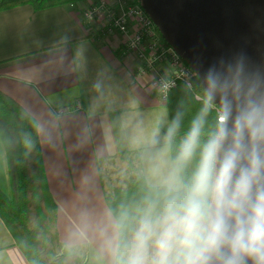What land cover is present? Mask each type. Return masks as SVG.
I'll use <instances>...</instances> for the list:
<instances>
[{"label":"crops","instance_id":"1","mask_svg":"<svg viewBox=\"0 0 264 264\" xmlns=\"http://www.w3.org/2000/svg\"><path fill=\"white\" fill-rule=\"evenodd\" d=\"M85 8L26 4L0 11V91L37 121L65 250L85 264H110L107 241L117 219L103 171L129 157L133 170L125 186L138 176L149 185L152 168L174 161L171 117L155 84L173 68L161 60L142 75L140 59L99 20L86 21ZM0 188L11 194L1 137ZM0 264H30L1 217Z\"/></svg>","mask_w":264,"mask_h":264},{"label":"clouds","instance_id":"2","mask_svg":"<svg viewBox=\"0 0 264 264\" xmlns=\"http://www.w3.org/2000/svg\"><path fill=\"white\" fill-rule=\"evenodd\" d=\"M221 115L200 151L201 122L184 138L174 161L150 170L149 192L130 222L118 221L107 241L110 264H264V162L243 157L239 129L234 147ZM174 128L169 129L171 140ZM254 130L252 138H257Z\"/></svg>","mask_w":264,"mask_h":264},{"label":"trees","instance_id":"3","mask_svg":"<svg viewBox=\"0 0 264 264\" xmlns=\"http://www.w3.org/2000/svg\"><path fill=\"white\" fill-rule=\"evenodd\" d=\"M88 1L0 0V11L26 4L41 10L58 5L86 4ZM139 1L142 4V0ZM202 92L205 90L197 76L193 79L192 88L179 82L169 92L166 101L174 128L171 141L174 158L193 123L197 120L201 122L199 144L186 169V176L191 174L199 161L200 151L219 127L218 108L208 97L197 98ZM0 137L6 150L11 184L10 195L0 188V217L15 244L30 264H85L75 252L65 250L60 241L58 207L47 179L37 121L23 106L1 91ZM149 190L142 176L128 182L126 188L116 187L107 196V201L117 222L125 216L131 222L138 215L137 209Z\"/></svg>","mask_w":264,"mask_h":264},{"label":"water","instance_id":"4","mask_svg":"<svg viewBox=\"0 0 264 264\" xmlns=\"http://www.w3.org/2000/svg\"><path fill=\"white\" fill-rule=\"evenodd\" d=\"M142 4L226 117L222 151L234 147L239 129L245 160L255 150L264 162V0H142Z\"/></svg>","mask_w":264,"mask_h":264},{"label":"built area","instance_id":"5","mask_svg":"<svg viewBox=\"0 0 264 264\" xmlns=\"http://www.w3.org/2000/svg\"><path fill=\"white\" fill-rule=\"evenodd\" d=\"M83 16L88 22L99 20L107 33L121 34L126 50L140 59L142 75L154 68L157 62L168 60L173 73L169 76L159 74L155 80L164 101H167L169 92L179 82L186 83L190 88L193 87V79L197 77L195 70L165 43L154 21L139 0H89ZM197 98L203 96L198 94ZM218 112L219 121L220 116L224 114L219 108Z\"/></svg>","mask_w":264,"mask_h":264},{"label":"rangeland","instance_id":"6","mask_svg":"<svg viewBox=\"0 0 264 264\" xmlns=\"http://www.w3.org/2000/svg\"><path fill=\"white\" fill-rule=\"evenodd\" d=\"M111 39L118 41L120 46L124 45V40L118 37L119 33H108ZM122 36V35H121ZM123 38V37H122ZM203 97H208L206 92L200 93ZM130 158L126 157L125 161L122 160H113V162H109L110 164L107 165L106 173L103 171L105 174L106 178V190L108 194H112L113 188L116 186H123L126 187V182L131 178V172L128 171V169L132 168V165H130Z\"/></svg>","mask_w":264,"mask_h":264}]
</instances>
